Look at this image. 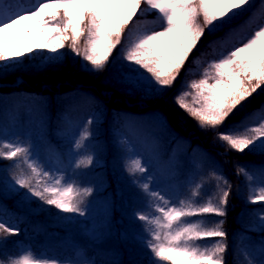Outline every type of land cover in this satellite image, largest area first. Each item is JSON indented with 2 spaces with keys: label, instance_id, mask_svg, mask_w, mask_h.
I'll return each instance as SVG.
<instances>
[{
  "label": "snow or ice",
  "instance_id": "snow-or-ice-1",
  "mask_svg": "<svg viewBox=\"0 0 264 264\" xmlns=\"http://www.w3.org/2000/svg\"><path fill=\"white\" fill-rule=\"evenodd\" d=\"M255 7L253 0H0V88L15 73L63 69L68 58L62 51L66 46L73 59L81 58V70L90 74L116 60L126 61L127 70L121 73L119 83L126 94L138 95L145 102L162 100L184 71L186 76L199 78L181 83L172 97L174 105L227 149L264 157V102L239 120L232 119L264 94V0L258 12ZM246 12H250L248 18L242 24L235 23ZM206 35L213 38L206 47L215 55L207 60L205 52L193 56ZM217 45L219 51L215 50ZM188 63L194 67L186 69ZM21 80L17 77L13 82ZM89 99L99 111L101 102L91 95ZM155 115L167 125L164 113ZM94 123L96 117L88 116L78 125L82 130L74 137L75 150L87 147ZM5 136L0 135V161H15L12 167L24 164L30 169L31 175L21 172L14 176L15 185L28 190L29 201L35 198L40 211L46 205L58 213L84 217L92 189L81 187L60 168L40 166L30 144ZM128 151H133L130 143ZM92 162L89 155L74 167L86 168ZM237 167L238 175L252 179L244 166ZM127 170L142 198L134 218L144 222L142 241L151 253V264H227L225 221L210 219L227 215L231 185L222 172L211 173L223 182V186L217 184L221 194L216 200L205 194L203 182L189 185L188 197L182 193L165 195L152 186L155 178L148 175V165L138 155L130 157ZM136 173L143 175L137 177ZM260 177L259 188L251 189L247 203L264 205V169ZM7 212L6 207H0V232L18 235L19 227L5 219ZM256 227L264 236V211ZM241 254L244 264H264V240L258 249L242 241ZM0 264L9 262L0 259ZM11 264L96 262H50L26 250Z\"/></svg>",
  "mask_w": 264,
  "mask_h": 264
},
{
  "label": "trees",
  "instance_id": "trees-1",
  "mask_svg": "<svg viewBox=\"0 0 264 264\" xmlns=\"http://www.w3.org/2000/svg\"><path fill=\"white\" fill-rule=\"evenodd\" d=\"M253 3L256 6L254 10L258 12L261 0H253ZM249 15L250 12H246L235 23L242 24ZM212 39L206 35L193 56L205 52L208 54L205 60L215 58L213 49L206 47ZM64 50L68 58L63 69L45 73H15L3 81V87L0 88V135L6 134L7 138L14 117L25 116L27 109L34 111L35 115L40 113L42 148L65 166L70 156L69 130L73 122L95 116L96 123L91 126L93 135L87 141V147L81 149L79 158L90 155L93 162L86 168H75L74 178L81 187L92 189L86 203L115 199L119 191L124 208L118 212L114 208L107 209L101 219L104 234L99 244L93 245L88 239L83 217L58 213L55 208L46 205L40 211L35 198L29 201L28 190L15 185L14 176L21 175V172L31 175L30 169L23 170L22 165L20 168L12 167L15 161H0V207H6L8 212L5 219L11 220L20 229L19 234L13 236L0 232V238H3L0 240V259L18 254L21 244L26 242L34 251L60 260L74 259L75 254L81 252L96 264H151V253L142 241L144 222L134 218V214L142 207V198L127 170L130 157L134 155L128 151L129 144L122 135V122L133 124L149 138L152 142L151 152L157 154L162 163L173 148L178 149L172 168L173 180L179 182L176 195L182 193L188 197L191 191L189 185L203 182L205 194H212L218 200L221 192L217 184L223 186V182L216 181L211 173L222 172L231 185L227 215L210 219L225 221L223 228L227 232V264H244L241 254L243 238L247 236L257 242L264 240L260 229L256 227L264 205L247 203L251 189L258 188L257 177L264 169V157L227 149L221 142L215 141L211 132L201 131L196 121L174 105L172 97L181 83L199 76H186L182 71L174 87L162 100L145 102L138 95L126 94L124 86L119 83L121 73L127 70L126 61L116 60L97 74H90L81 70L80 57L73 59L74 54L67 46ZM215 50H220L218 45ZM118 52L119 49L113 53L112 59ZM189 67L194 66L186 64L185 68ZM200 71L202 68L196 69L197 73ZM17 77L22 80L14 83ZM89 95L101 102L99 111ZM261 102H264V94L253 99L232 119L239 120ZM65 112L67 119L64 118ZM160 112L168 118L167 125H162L156 119L155 114ZM237 165L244 166L252 179L238 175ZM142 175L136 173L137 177ZM108 216L110 219L107 220ZM113 228L126 233L129 246L112 241L109 233Z\"/></svg>",
  "mask_w": 264,
  "mask_h": 264
},
{
  "label": "rangeland",
  "instance_id": "rangeland-1",
  "mask_svg": "<svg viewBox=\"0 0 264 264\" xmlns=\"http://www.w3.org/2000/svg\"><path fill=\"white\" fill-rule=\"evenodd\" d=\"M65 49V48H64ZM62 50L65 52V50ZM31 62H38V61H31ZM40 113L35 115V112L32 110H26L25 116H16L13 122V126L11 128V134L10 139L17 138L21 141H24L25 143L30 144L31 150L33 153V156L37 160L40 166L45 167H52L53 169L60 168L62 171H64L69 178L74 179V176L72 175V169L74 167V164L76 160L80 157V152L73 149L72 156L69 162V167H63L60 165L56 160L51 158L48 155H43L42 151L40 149V138H41V129H40ZM79 125L81 122L78 123ZM82 128L75 127L73 132V139L76 136L78 132H80ZM122 134L124 135L125 139L128 141V143L131 144L133 147V152L135 155H138L142 158V161L145 162L148 165L149 172L148 175L150 177L155 178V182L152 185L153 187L161 190L164 192L165 195H175L177 189H178V183H175L171 180L168 167L165 164H161L157 161L156 155L149 152L147 148L151 145L148 142V139L145 138L141 133L140 129L134 127V126H121ZM24 169H28L26 165L21 164ZM258 179V188L260 185V179L261 177H257ZM118 197L114 203V200L110 198L107 202L103 201L101 199L92 201L89 203H86L85 209H86V215L83 217L85 219V222L87 224V231H88V237L89 240L92 242H98L101 238L102 232H101V219L103 218V214L109 207H113L115 204V207L117 210H121L123 208V204L119 200L118 194L116 195ZM107 220L110 219V216L106 218ZM112 236L116 235L114 233L111 234ZM116 237V236H115ZM117 240L120 239L116 238ZM121 241H123L126 245L128 244L126 235H121ZM244 243L246 246L252 247L254 249H258L261 242H257L255 239H249L247 236L243 238ZM26 250H31V252L35 255H38L43 260L47 261H77V260H87L88 259L85 255L78 252L75 254V258H66L65 260H59L56 258H53L51 256H46L44 253L36 252L34 251L31 246L28 243H22L20 247V251L18 254L13 255L9 257L8 259H5L6 261L11 264V261L13 258H16L19 256L21 252H25ZM258 258V257H257Z\"/></svg>",
  "mask_w": 264,
  "mask_h": 264
}]
</instances>
